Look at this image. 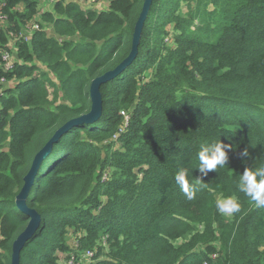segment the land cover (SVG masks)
Segmentation results:
<instances>
[{
  "label": "trees",
  "instance_id": "trees-1",
  "mask_svg": "<svg viewBox=\"0 0 264 264\" xmlns=\"http://www.w3.org/2000/svg\"><path fill=\"white\" fill-rule=\"evenodd\" d=\"M46 1L0 0V52L12 44L15 59L0 66L13 80L0 85V264L28 221L14 200L35 154L89 111L91 80L128 55L144 2ZM91 1L108 6L81 7ZM99 89V118L40 162L25 200L40 220L19 263L264 264V207L237 187L264 166V0H152L137 57ZM217 140L232 145L228 165L188 200L175 174L195 184L197 153ZM226 196L232 216L215 206Z\"/></svg>",
  "mask_w": 264,
  "mask_h": 264
},
{
  "label": "water",
  "instance_id": "water-1",
  "mask_svg": "<svg viewBox=\"0 0 264 264\" xmlns=\"http://www.w3.org/2000/svg\"><path fill=\"white\" fill-rule=\"evenodd\" d=\"M152 0H144L141 11L135 22L134 30L131 39V49L128 55L113 69L107 70L104 73L94 77L89 86V99L90 109L87 113L81 114L77 117L71 118L65 122L62 126L57 128L51 138L45 143V145L35 154L31 166L28 172L23 177V185L15 197L16 208L28 216V221L25 224L23 230L17 235L12 243V253L10 258V264L19 263V253L24 241L30 237L36 230L40 215L35 210L27 207L25 200L32 186L34 177L37 173L41 160L49 153L52 145L69 129L77 126L78 124L94 122L101 115L102 111V97L100 93V85L104 84L116 76H118L124 69H126L135 60L138 54V45L141 38V32L144 22L147 18Z\"/></svg>",
  "mask_w": 264,
  "mask_h": 264
},
{
  "label": "clouds",
  "instance_id": "clouds-1",
  "mask_svg": "<svg viewBox=\"0 0 264 264\" xmlns=\"http://www.w3.org/2000/svg\"><path fill=\"white\" fill-rule=\"evenodd\" d=\"M231 150L232 145L222 140L203 146L197 153L199 179L195 184L189 182L185 168L182 167L176 172L175 182L188 200L194 199L197 186L199 188L206 187L200 181L204 180L210 172H216L218 168H224L228 165ZM238 155L241 159L248 157L247 148L240 150ZM237 187L256 207H264V166L255 169L246 167L239 175ZM215 206L217 211L225 216H232L240 210L239 200L235 196L219 198L215 201Z\"/></svg>",
  "mask_w": 264,
  "mask_h": 264
},
{
  "label": "built area",
  "instance_id": "built-area-1",
  "mask_svg": "<svg viewBox=\"0 0 264 264\" xmlns=\"http://www.w3.org/2000/svg\"><path fill=\"white\" fill-rule=\"evenodd\" d=\"M4 19H5V15H3L0 12V22H3ZM26 29L29 30L30 32L27 31L25 33L24 31H22L21 33H19V36L23 37L25 40H28L31 36L32 31L39 29L38 23L37 22L32 23L30 26H26ZM13 41H15V40H13ZM166 41H167V39H166ZM12 50H14V46L12 44L11 45L9 44L5 49L1 50V52H0V56H1L0 66L4 72L11 71L13 69V64L15 63V59L13 57V51ZM12 81L13 80L7 81L4 76L0 77V85H4V86L5 85H11ZM0 94H1V92H0ZM121 114H123L125 117V122H124V126H125L127 124L128 117L123 112ZM120 131H122V130L120 129ZM91 255H92L91 251L86 252L87 258H89ZM211 258L212 259L215 258V255L213 254L211 256ZM70 263H72V262H70ZM204 264H209V263L205 262Z\"/></svg>",
  "mask_w": 264,
  "mask_h": 264
},
{
  "label": "rangeland",
  "instance_id": "rangeland-1",
  "mask_svg": "<svg viewBox=\"0 0 264 264\" xmlns=\"http://www.w3.org/2000/svg\"><path fill=\"white\" fill-rule=\"evenodd\" d=\"M50 2H52V0H47L46 1V3H45V6H44V8H48L49 6H48V4L50 3ZM104 3L106 4V1H103V2H98V3H93L92 1L91 2H89V3H81V7L82 8H85V9H89V8H92V7H94V8H96V10H99V9H102V8H104ZM93 4V5H92ZM87 7V8H86ZM93 9V8H92ZM171 42V41H170ZM169 42V43H170ZM221 198V197H220ZM60 256V258L61 259H63L64 258V256L63 255H59ZM85 264V263H84Z\"/></svg>",
  "mask_w": 264,
  "mask_h": 264
},
{
  "label": "crops",
  "instance_id": "crops-1",
  "mask_svg": "<svg viewBox=\"0 0 264 264\" xmlns=\"http://www.w3.org/2000/svg\"><path fill=\"white\" fill-rule=\"evenodd\" d=\"M102 2V1H101ZM108 3L106 2V4L104 3V8H107ZM87 8V7H86Z\"/></svg>",
  "mask_w": 264,
  "mask_h": 264
}]
</instances>
